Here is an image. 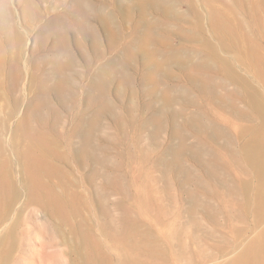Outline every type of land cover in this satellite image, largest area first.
Returning <instances> with one entry per match:
<instances>
[{"label": "rangeland", "instance_id": "obj_1", "mask_svg": "<svg viewBox=\"0 0 264 264\" xmlns=\"http://www.w3.org/2000/svg\"><path fill=\"white\" fill-rule=\"evenodd\" d=\"M264 260V0H0V264Z\"/></svg>", "mask_w": 264, "mask_h": 264}, {"label": "bare ground", "instance_id": "obj_2", "mask_svg": "<svg viewBox=\"0 0 264 264\" xmlns=\"http://www.w3.org/2000/svg\"><path fill=\"white\" fill-rule=\"evenodd\" d=\"M259 264H264V260L262 259V260L259 262Z\"/></svg>", "mask_w": 264, "mask_h": 264}]
</instances>
